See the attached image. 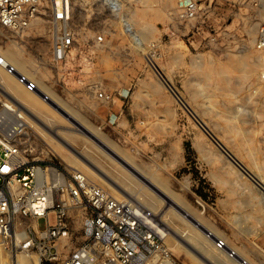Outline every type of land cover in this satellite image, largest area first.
<instances>
[{
    "label": "rangeland",
    "instance_id": "374dc122",
    "mask_svg": "<svg viewBox=\"0 0 264 264\" xmlns=\"http://www.w3.org/2000/svg\"><path fill=\"white\" fill-rule=\"evenodd\" d=\"M199 4L198 17L182 22L177 19L180 0H126L132 36L142 43L116 26L113 44L96 53V63L72 66L65 83L56 71L53 81L37 74L43 86L52 83V100L62 110L53 111L32 95L27 110L50 118L49 125L59 127L57 133L72 146L64 149L49 139L57 162L83 169L111 189L116 184L163 228L175 232L166 239L170 264H235L215 250L210 232L264 264L259 190H264V51L257 48L264 0ZM87 14L83 11L82 19ZM13 40L0 27V54L15 62L19 50ZM150 42L159 54L153 61L147 57ZM165 86L182 110L176 121L160 100ZM122 87L145 95L156 125L166 130L156 128L153 137L140 139L111 126L93 95ZM161 131L176 132L183 144L167 143ZM39 226L43 229L45 222ZM0 264L28 263L12 257L0 242Z\"/></svg>",
    "mask_w": 264,
    "mask_h": 264
},
{
    "label": "built area",
    "instance_id": "2783aa9c",
    "mask_svg": "<svg viewBox=\"0 0 264 264\" xmlns=\"http://www.w3.org/2000/svg\"><path fill=\"white\" fill-rule=\"evenodd\" d=\"M199 1L180 0L177 19L195 20ZM126 17V0H0V27L22 56L17 64L0 54V242L12 257L28 264L171 263L163 226L85 170L57 162L48 137L16 91L19 85L51 102L52 83L43 86L37 74L53 81L56 71L65 83L75 64L96 63V53L113 44L116 26L141 44ZM148 46V59L159 58L156 43ZM257 48L264 51V26ZM131 95V89L97 91L107 104L127 102ZM208 235L228 260L256 264L231 248L227 238Z\"/></svg>",
    "mask_w": 264,
    "mask_h": 264
},
{
    "label": "crops",
    "instance_id": "0c3cea01",
    "mask_svg": "<svg viewBox=\"0 0 264 264\" xmlns=\"http://www.w3.org/2000/svg\"><path fill=\"white\" fill-rule=\"evenodd\" d=\"M163 84H165L166 80L162 77L160 80ZM165 81V82H164ZM127 89L132 90V95L127 102L122 100H117L114 104L103 103L97 96L93 95V99H97L101 101L100 105L104 108L106 112V120L107 122L118 130H122L123 133H127V135L135 137V138H150L153 137L155 130L159 128L158 131L164 130L165 128L162 125H156V116L153 114L149 106V100L145 95H141L137 93L131 87H122L118 88L114 91L106 90L107 92H117V91H126ZM165 90H162L160 93V100L164 101L169 109V116H174L176 119H180L182 117L181 107L178 106L174 95L170 92L169 89L165 86ZM139 96V100H138ZM145 98V99H144ZM172 124V123H171ZM173 126V124H172ZM157 128V129H156ZM132 129H140V133L136 135L134 134ZM166 130V129H165ZM162 137L169 144H183V138L180 137L176 132H162Z\"/></svg>",
    "mask_w": 264,
    "mask_h": 264
},
{
    "label": "bare ground",
    "instance_id": "6f19581e",
    "mask_svg": "<svg viewBox=\"0 0 264 264\" xmlns=\"http://www.w3.org/2000/svg\"><path fill=\"white\" fill-rule=\"evenodd\" d=\"M10 59V58H9ZM15 63L17 64H21L22 63V56L20 53H16V58H15ZM12 82L14 81L13 79H11ZM14 85H16L15 81L13 83ZM18 88V90L16 89V91L18 92L19 96L21 97L22 101L24 102V104L28 105L27 101L26 100H29L30 101V96H37V95H34V94H30V93H26L22 91V88L19 87V85H16ZM30 94V95H29ZM29 98V99H28ZM43 102V101H42ZM44 104H46L44 102ZM29 106V105H28ZM33 106V105H32ZM49 108L50 106L53 107V111H57L59 112L60 110H62V108L56 104L52 99H51V102L47 103V105ZM44 106L45 108H48ZM28 108L31 109V107L29 106ZM28 112V115L31 117V119L36 123V126L38 127V129L44 133L48 139L52 140L54 143H58L60 144L64 149H69V150H72V146H70V144H68V142H66L62 136H60L57 132H58V129L59 127H54L52 128V126L49 125V123H52V120L46 116H44L43 114H41L40 112H37V114H30V111H27ZM66 116V115H65ZM69 120H73L70 115H67L66 116ZM45 120V121H44ZM73 122H75L76 124V121L73 120ZM78 123V122H77ZM77 125V124H76ZM44 130H42L41 128ZM84 128V127H83ZM61 130V129H60ZM47 133H46V132ZM80 132L81 133H85L82 129H80ZM51 136V137H50ZM54 139H53V138ZM74 149V148H73ZM74 153V152H73ZM75 156H80V153H74ZM81 158V157H80ZM90 167V166H89ZM93 168V167H92ZM99 171V169H98ZM110 186L114 189V191L118 192L122 197H125V198H128L130 199V196L128 194H125L124 191L120 188H118V186L116 184H110ZM262 191V190H261ZM261 193V192H260ZM261 194H264V192H262ZM146 212V211H145ZM147 213V212H146ZM150 215V214H149ZM155 217V216H153ZM156 221V220H155ZM157 222V221H156ZM160 222V221H159ZM200 225V224H199ZM164 232L166 233V235H173L175 236V232L171 231V230H166L164 228Z\"/></svg>",
    "mask_w": 264,
    "mask_h": 264
},
{
    "label": "trees",
    "instance_id": "16d2710c",
    "mask_svg": "<svg viewBox=\"0 0 264 264\" xmlns=\"http://www.w3.org/2000/svg\"><path fill=\"white\" fill-rule=\"evenodd\" d=\"M190 149H191L190 146L187 144V145H186V150H187V152H190Z\"/></svg>",
    "mask_w": 264,
    "mask_h": 264
},
{
    "label": "water",
    "instance_id": "95a60500",
    "mask_svg": "<svg viewBox=\"0 0 264 264\" xmlns=\"http://www.w3.org/2000/svg\"><path fill=\"white\" fill-rule=\"evenodd\" d=\"M158 192V191H157Z\"/></svg>",
    "mask_w": 264,
    "mask_h": 264
}]
</instances>
